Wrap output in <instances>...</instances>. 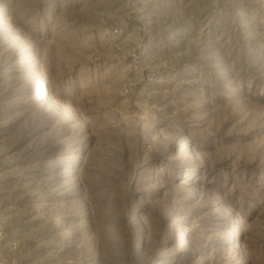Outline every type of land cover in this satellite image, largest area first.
<instances>
[{"label": "rangeland", "instance_id": "rangeland-1", "mask_svg": "<svg viewBox=\"0 0 264 264\" xmlns=\"http://www.w3.org/2000/svg\"><path fill=\"white\" fill-rule=\"evenodd\" d=\"M0 264H264V0H0Z\"/></svg>", "mask_w": 264, "mask_h": 264}]
</instances>
